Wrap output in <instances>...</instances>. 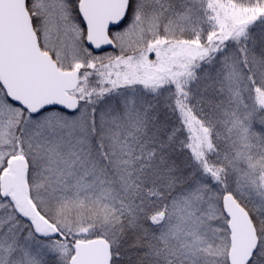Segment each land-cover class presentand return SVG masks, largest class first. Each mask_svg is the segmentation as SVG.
<instances>
[{
  "label": "snow or ice",
  "instance_id": "obj_1",
  "mask_svg": "<svg viewBox=\"0 0 264 264\" xmlns=\"http://www.w3.org/2000/svg\"><path fill=\"white\" fill-rule=\"evenodd\" d=\"M0 264H264V0H0Z\"/></svg>",
  "mask_w": 264,
  "mask_h": 264
}]
</instances>
